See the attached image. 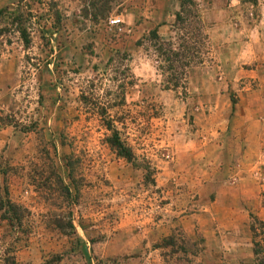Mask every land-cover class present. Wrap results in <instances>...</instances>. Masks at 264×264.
<instances>
[{
    "label": "rangeland",
    "instance_id": "obj_1",
    "mask_svg": "<svg viewBox=\"0 0 264 264\" xmlns=\"http://www.w3.org/2000/svg\"><path fill=\"white\" fill-rule=\"evenodd\" d=\"M0 10V194L28 211L21 228L0 218V264H264V143L240 116L247 95L264 102V0ZM153 29L203 59L175 88L143 41Z\"/></svg>",
    "mask_w": 264,
    "mask_h": 264
},
{
    "label": "trees",
    "instance_id": "obj_2",
    "mask_svg": "<svg viewBox=\"0 0 264 264\" xmlns=\"http://www.w3.org/2000/svg\"><path fill=\"white\" fill-rule=\"evenodd\" d=\"M4 14V10H0V19ZM101 16H106L107 11L104 10L100 13ZM181 19L180 13L177 14V20ZM199 34L201 40L203 41L202 45L208 41L207 35L203 32V24L199 20ZM18 32L23 41L24 46L29 44V34L22 27H18ZM180 42H176L174 38L168 37L163 38L157 33V29L150 30L148 35L143 38V41L146 40L149 42L150 46L157 53V58L161 60L159 69L161 74L167 73L164 77V88L170 89L177 87L181 81H183L187 76V70L195 65H199L203 62V59L200 57L199 52H196V55H189L190 48L188 43L183 39V37H178ZM175 42L177 46H175ZM137 45H142V43H137ZM107 128L111 129L114 133L110 139L111 145L117 151V153L126 159L130 160L133 155L131 154L130 148L123 142L118 136L117 131L112 127V125L107 124ZM57 183L61 186L63 190L68 193V187L63 184L62 179L59 176H56ZM27 209L22 205H19L12 201L9 197V191L7 188H3L2 194H0V218L5 220L7 225L11 228H21L24 224V215L27 213ZM256 222V221H255ZM69 226L73 228V225L68 222ZM56 225L63 230L64 225L61 221H57ZM260 225L264 227V223L260 222ZM251 230L255 231V225H251ZM254 245L258 243L254 242ZM254 253L257 254L258 251L255 249Z\"/></svg>",
    "mask_w": 264,
    "mask_h": 264
},
{
    "label": "crops",
    "instance_id": "obj_3",
    "mask_svg": "<svg viewBox=\"0 0 264 264\" xmlns=\"http://www.w3.org/2000/svg\"><path fill=\"white\" fill-rule=\"evenodd\" d=\"M159 8V12H161L162 15H164L163 21H166L165 14H169L171 12V9L167 8L166 6H160L159 4L156 5ZM208 14V13H207ZM162 22V23H164ZM159 24V22L157 23ZM191 69V68H190ZM248 99L246 102H242L243 105H241V113L240 116L244 119L246 118L249 120V127L247 128V134L245 140H251L250 135L252 138L257 142L264 143V102H254L252 100H249V96H246ZM247 114V116H246ZM256 126L257 129H253V126ZM252 130V134L250 131ZM264 187V184L262 185ZM240 206V201L238 198L236 199L234 203L235 210L238 211Z\"/></svg>",
    "mask_w": 264,
    "mask_h": 264
},
{
    "label": "built area",
    "instance_id": "obj_4",
    "mask_svg": "<svg viewBox=\"0 0 264 264\" xmlns=\"http://www.w3.org/2000/svg\"><path fill=\"white\" fill-rule=\"evenodd\" d=\"M118 22H119V19H114V20L111 21V23H113V24H116Z\"/></svg>",
    "mask_w": 264,
    "mask_h": 264
}]
</instances>
